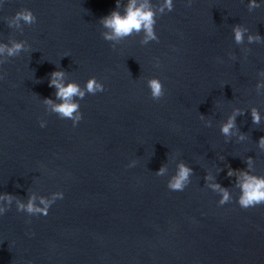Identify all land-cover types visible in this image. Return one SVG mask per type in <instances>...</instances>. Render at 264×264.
Instances as JSON below:
<instances>
[{
    "label": "water",
    "instance_id": "water-1",
    "mask_svg": "<svg viewBox=\"0 0 264 264\" xmlns=\"http://www.w3.org/2000/svg\"><path fill=\"white\" fill-rule=\"evenodd\" d=\"M115 6L5 0L0 7V42L30 46L0 66V193L24 202L64 193L47 216L17 212L13 201L0 216V264H264V205L242 209L235 177L226 174L228 166L246 168L252 156L253 172L264 175L256 143L264 136V89L256 87L264 79L257 75L264 42L237 45L231 30L242 24L264 37V7L249 12L247 0H176L157 18L158 42L141 45L143 33L133 34L113 48L99 20ZM22 8L37 22L9 27L4 18ZM57 68L81 86L91 76L105 85L80 101L76 127L42 104L45 97L55 101L48 74ZM153 76L164 86L160 100L146 84ZM253 107L260 125L252 124ZM234 109L244 113L236 122L246 139L226 142L220 125ZM181 161L194 170L191 183L170 191L168 176ZM162 164L167 173L156 176ZM206 173L229 188L233 201L217 204Z\"/></svg>",
    "mask_w": 264,
    "mask_h": 264
},
{
    "label": "clouds",
    "instance_id": "clouds-1",
    "mask_svg": "<svg viewBox=\"0 0 264 264\" xmlns=\"http://www.w3.org/2000/svg\"><path fill=\"white\" fill-rule=\"evenodd\" d=\"M5 0H0V7L4 5ZM176 0H159L156 6H153V0H127L123 5V11H120L122 5L121 0H116L115 9L109 14L100 18L99 22L102 25L103 32L101 35L104 40L112 42V47L115 48L120 41L131 37L133 34L143 36L139 43L147 45L152 41H159V36L156 32V24L158 16L172 12L175 7ZM192 0H187V4L191 5ZM264 7V0H247V8L249 12L255 9ZM9 27L21 28V22L24 25H32L37 22V17L30 8H22L17 11L14 16L5 17ZM232 34L234 43L244 45L245 41L251 45L253 43L264 42V37L258 33H252L246 26L236 24L232 26ZM30 48L27 41H13L10 45L0 42V66H2L8 57L19 56L22 52L28 51ZM159 67V59L155 61ZM259 77H264V71L257 73ZM4 78L3 72L0 71V80ZM146 84L150 90V96L153 100H160L164 94V86L159 77L153 76L147 78ZM48 87L55 89V102L51 97L42 99V104L45 106V111L56 114L60 119H67L72 122V126L76 127L83 119L81 112L80 101L86 95H95L105 91L104 83L97 79L96 76L89 77L81 86L74 80L67 79V72L61 68L52 71L48 74ZM257 89H264V79H260L256 84ZM244 113L239 109H234L232 115L220 125V133L226 137V142L235 136L237 140L243 141L246 139V134L241 132L237 125V116ZM201 120H204L205 126L211 127L212 122L201 114ZM252 124L260 125L262 115L258 108L251 109ZM39 126L44 128L47 126V121L39 120ZM257 143V147L264 150V136H261ZM223 159V157H221ZM253 157L245 158L246 168L233 169L228 166L227 176L235 177V188L238 194L235 196L236 203L242 209L253 208L264 205V175H258L253 172ZM136 166V162H129L128 168ZM221 171L223 169H220ZM193 168L187 163L181 161L177 164L173 174L168 176L167 188L170 191H184L191 183ZM167 173V166L162 164L155 172L156 176L164 177ZM204 181L208 189L216 193L219 197L217 204L223 206L230 203L234 199V195L229 188L222 186L216 181L215 177L209 173L204 176ZM64 198L63 191H55L50 198L29 196L26 202L14 197L9 193H0V216H3L8 211L15 201L16 211L27 213L29 216L43 215L47 216L51 206L57 201Z\"/></svg>",
    "mask_w": 264,
    "mask_h": 264
}]
</instances>
